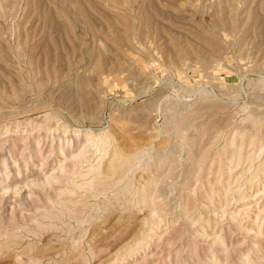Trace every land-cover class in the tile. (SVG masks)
<instances>
[{
	"label": "rangeland",
	"instance_id": "374dc122",
	"mask_svg": "<svg viewBox=\"0 0 264 264\" xmlns=\"http://www.w3.org/2000/svg\"><path fill=\"white\" fill-rule=\"evenodd\" d=\"M0 264H264V0H0Z\"/></svg>",
	"mask_w": 264,
	"mask_h": 264
}]
</instances>
